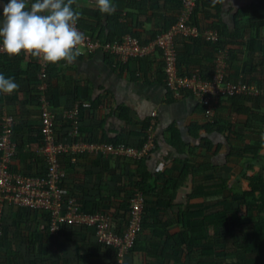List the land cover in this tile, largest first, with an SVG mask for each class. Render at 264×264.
I'll return each instance as SVG.
<instances>
[{"label": "crops", "instance_id": "0c3cea01", "mask_svg": "<svg viewBox=\"0 0 264 264\" xmlns=\"http://www.w3.org/2000/svg\"><path fill=\"white\" fill-rule=\"evenodd\" d=\"M142 1H146V6L140 4ZM7 2L0 0V17L2 5ZM32 2L28 0L29 5ZM111 2L122 4L121 21L143 43L167 29L180 12L174 0ZM72 9L89 23L99 11L96 0H75ZM127 13L130 17H126ZM195 15L191 21L202 32L212 30L210 25H224L228 34L237 35L222 38L229 43L223 51L230 49L235 53L227 69L230 80H245L264 88V0H225L215 7L200 5ZM101 18L105 25L104 13ZM199 37L203 38L201 42L194 40L197 38H178L179 71L199 72L213 65L216 53L202 34ZM77 51L79 54L73 63L62 61V66L50 64L49 67L47 92L51 102L55 100L57 131L65 135L69 125L65 112L82 103L90 107L81 109L78 141H114L136 146L143 142L145 132L154 124L156 146L139 170L147 173L146 183L153 182V190H157L147 197L151 208L147 224L137 251L119 260L106 255L90 230H72L57 238L51 237L46 232V216L10 208L4 214L0 264H236L246 258L244 248L235 246L230 257L223 255L222 247L208 254L200 235L201 232L205 236L224 234L228 226L225 223L218 226L217 221L212 223L207 215L209 211L222 212V201L234 195L231 191L237 193L231 203L233 209H239V215L245 214L239 205L242 204L240 195L253 190V184L264 178V123L253 124L260 136L250 133L246 129L247 117L237 115L238 107L225 101L216 115L220 127L227 123L233 133H218L191 97H172L164 83L159 55L142 60L143 65L137 60L123 65L110 54ZM36 72L31 55L0 58V74L19 84V89L12 94L0 93V120L4 115H11L15 123L17 154L11 169L28 176L45 170L39 153ZM260 117H264V101L260 103ZM148 123L150 127L146 130ZM78 155H64L60 160L66 171L65 191L76 193L91 205L97 204L101 195L108 196L111 202L105 203V208L113 212L124 193L114 199L111 192L124 190L125 179L136 175L138 167L133 162ZM185 171L187 174L182 179ZM157 176L161 177L159 181ZM163 190L169 191L160 193ZM159 202L166 205L165 210L155 208ZM253 221L242 222L248 225L247 234ZM176 245L177 252L173 248ZM246 260L248 264L253 263L251 257Z\"/></svg>", "mask_w": 264, "mask_h": 264}, {"label": "built area", "instance_id": "2783aa9c", "mask_svg": "<svg viewBox=\"0 0 264 264\" xmlns=\"http://www.w3.org/2000/svg\"><path fill=\"white\" fill-rule=\"evenodd\" d=\"M181 3V12L176 21L165 31L157 34L148 42L141 43L138 39L127 34L115 42L102 43L88 32L78 27L86 39L77 46L88 53L101 52L113 55L119 63L126 64L134 59H150L159 55L162 62V71L167 87L176 97L184 92L190 93L205 109V116L212 120L218 103L222 99L247 97H264V88L247 82L227 81L228 52H221L213 60L214 70L210 79L200 77L198 71L182 75L178 71V53L176 42L178 38H196L201 34L208 42L219 39L216 30L202 32L192 24L191 15L196 6V0H178ZM93 3V2H92ZM24 55H31L25 54ZM8 55L0 46V56ZM32 56V55H31ZM38 80L37 101L40 113L39 129L42 142L39 153L44 158L46 171L44 176H28L20 172H13L11 164L17 154L14 143V119L11 115L2 117L0 128V255L2 254L1 237L4 230L5 210L10 207L28 211L40 212L48 215L46 232L51 237H59L61 230L92 229L97 245L112 248L117 251L119 260H123L131 250L142 231L143 212L146 199L142 191H136L130 206V221L128 229L123 235L115 233L110 225L108 214H85L81 211L76 197H65L63 181L66 173L60 162L62 155L75 156L77 154L104 155L119 160L143 161L148 158L154 149V124L152 123L147 135L148 141L143 148L132 146H114L112 144L86 143L75 141L78 136L80 112L89 108L90 104H76L64 114L69 122L67 133L57 138L55 124L57 114L52 106L47 92L48 63L42 58H34ZM154 116V114H153Z\"/></svg>", "mask_w": 264, "mask_h": 264}, {"label": "trees", "instance_id": "16d2710c", "mask_svg": "<svg viewBox=\"0 0 264 264\" xmlns=\"http://www.w3.org/2000/svg\"><path fill=\"white\" fill-rule=\"evenodd\" d=\"M176 2L177 5H179L180 8L181 7V3L178 0H174ZM66 2V0H65ZM142 6H146V1H142L140 3ZM200 5L203 6H212L211 2L209 1H203V0H196V6L193 10L191 19H195L196 15L195 13L198 11V7H200ZM115 6L117 7V11H115L114 14L108 15L105 14V25H104V20L101 18V12L98 11L96 13V16L91 17L92 19V23L87 22V20H84L82 18V16L80 15V19L77 21V25L78 27H80L81 29L85 30L86 32H88L89 34H91V36L95 37L96 39H98L99 41H101L102 43L105 42H115L120 40L124 35H131L134 38L138 39L139 42L143 43L138 34H136L135 32H132L130 30L129 27H127V25L121 21V12L123 10L122 8V4H117L115 3ZM181 10V9H180ZM180 14V12H179ZM126 17H130L129 14L127 13ZM126 17H124L126 19ZM123 18V19H124ZM177 18V17H176ZM176 21V20H175ZM174 21V22H175ZM173 22V23H174ZM171 23V22H170ZM169 23L168 27L171 26ZM213 29L212 30H217L219 37L221 38V41H219L218 43H214V42H208L211 46V50L214 52V59L215 60L218 55L223 52V48L227 45H229L228 42L226 41H222V38L224 37H236L237 35H232V34H228L226 31V27L224 25H222L221 27H218L216 25H210ZM167 27V28H168ZM166 29L160 31L159 33L165 31ZM155 37V36H154ZM197 39H194L196 42H201V40H203L202 37H196ZM195 42V43H196ZM218 50V51H216ZM221 50V51H220ZM234 51L232 50H228V61H227V69H228V64L231 63L233 55H234ZM8 57L9 55H4V56H0L1 57ZM32 57V61L34 62V66L35 69H37V65L36 62L34 60V57ZM137 60L139 63H141L142 60H148V59H134ZM141 65H143V63H141ZM49 67L50 64L48 63V68H47V74L49 75ZM143 70V69H142ZM213 70H214V65H212L210 68L209 67H204L203 69L199 70V75L200 77H202L203 79H210L213 75ZM178 71H179V59H178ZM180 74L182 75H188L191 74L192 72H186L183 73L181 71H179ZM163 74V72H162ZM164 77V83H165V76L163 74ZM227 81H231V82H242V81H232L230 80V77L227 74ZM246 82V81H245ZM249 83V82H247ZM258 87H260L259 85H257ZM170 93V92H169ZM264 97H258V98H247V97H237V98H227V99H222L219 101L218 103V107L216 108V113L214 118L211 120L212 123L209 124L210 127L221 134H224V131H228L229 133H233L232 129L230 128V126L226 123L225 126H223V128L220 127L219 125V120L217 118V109L219 108L220 104L222 102L228 101L229 103H231L232 105L238 107L237 110V115H241L244 117H247V123H246V129L248 131H250V133L255 134L256 136H260V132L258 131V129H254L253 124H255L256 122H262L264 123V117H260V103L263 100ZM55 100H53V102H51V104L54 107V102ZM81 113V112H80ZM57 122V120H56ZM69 123V122H68ZM1 124H2V118L0 120V128H1ZM68 127V126H66ZM148 127H150V123L147 124V126L145 127V129L147 130ZM79 128H80V121H79ZM79 128H78V136H79ZM15 130V124H14V128ZM253 129V130H252ZM55 133L57 138H61L62 135L57 131V125L55 124ZM67 133V132H66ZM65 133V134H66ZM234 135V134H233ZM78 136H76L74 138L75 141L79 140ZM38 137L40 140V145L42 142V138H41V133H40V129L38 132ZM234 137V136H233ZM156 138V137H154ZM237 138V137H236ZM148 141V135L145 132L144 135V139L143 142L140 145H136V146H132V145H126V144H118L117 142L111 141V142H104V144H112L114 146H120V145H125V146H132L135 148H143ZM228 141L230 142V139H228ZM154 149L156 146V139L154 141ZM153 149V150H154ZM150 151L149 155L153 152ZM232 150V148H231ZM41 156V155H40ZM64 155H62L60 157V159L63 157ZM66 156V155H65ZM82 156H89L88 154L82 155L79 154L78 157H82ZM91 156V155H90ZM103 157H107L110 159H114V160H119V159H115L112 158L110 156H104V155H100ZM43 163L45 164L44 158L41 156ZM147 159L143 160V161H134V160H121V161H126V162H133L136 164V166L138 167V173H136V175L134 176H130L128 178L125 179L124 182V190H114L113 192H111L112 196L114 199H119L116 198L118 197L120 194L122 195V193H124V197L119 199L120 202H118L119 207H113L114 210L113 212L109 211L107 208H105V203L109 204V199L111 200L110 197H99V202L97 204L91 205L90 203L84 202L83 198L81 199V197H79V195H76V193H72V192H66L65 191V197H76L77 201L79 203V206L81 208V211L85 214H97V213H105L109 215L110 218V225L111 228H113V230L115 231V233L119 234V235H123L125 234V232L128 229V225H129V221L131 218L130 215V206H131V201L135 195L136 191H142L145 199H146V203H145V209L143 212V221H142V231L138 236V239L136 240V243L134 245V247L129 250L128 255H132L133 253H135V251H137V245L139 243V239L140 236L143 233V228L145 227V225L147 224V216L149 213V209L151 210L150 206L147 203V197L148 196H152L153 193L156 194L157 190H153V182L152 184H147L146 181L148 179V177L146 176V172L145 171H139L140 167L143 169L144 166V161H146ZM64 169V168H63ZM12 170V169H11ZM65 170V169H64ZM46 171V165H45V170L44 172H42L39 175H35V176H44V173ZM15 172V171H13ZM66 173V171H65ZM182 179L185 178L187 171L182 173ZM152 178V177H151ZM155 178L156 181H159V179L161 178L160 176H157ZM66 179L63 181V188H64V184H65ZM155 181V182H156ZM65 190V189H64ZM101 191H105V190H101ZM169 190H163V192L160 193H167ZM224 191H228V190H224ZM106 192V191H105ZM108 192V191H107ZM229 192V191H228ZM233 192L234 195H231V197H227L225 199H223L222 204L223 205V210L222 212L217 211V212H211L209 211L208 213V217L207 219L211 220L212 223L213 221H217L218 222V226L223 225L224 223L228 226V228H225L224 230V234L222 236L218 235L217 233L211 235V236H205L204 233L201 232V240H202V244L205 245L204 247V251L208 254H214L216 252V248H220L222 247L223 252H224V256L225 257H230L233 253L231 252V248L232 246L236 249L240 248H244V255L246 256V258H244L243 260L237 262L236 264H248L247 262V257L250 259V257L252 258V264H264V178H259L257 183L253 184V190H251L250 192H243L240 195V200L242 204H239L240 207H242L245 210V214L239 215V209H233L232 207V202L234 201V197L236 196L235 194H237L234 191ZM240 202V201H239ZM111 206H118L117 204H110ZM166 205L162 202L158 203V206L155 207L157 208V210L159 211H163L165 210ZM10 208H14V207H10ZM7 208L6 210L10 209ZM164 208V209H162ZM21 209V208H19ZM5 210V212H6ZM28 211V210H27ZM213 211V209H212ZM31 214H43L40 212H34V211H28ZM44 216H46V221H49V217L46 214H43ZM253 219L254 221L251 223V225H249V231L251 233L248 234L245 231L246 227L242 222L245 220H250ZM74 229H70V228H64L63 230H61L60 236L61 235H65L68 234L69 232H71ZM79 230H90L94 236V230L92 229H79ZM4 233V230H3ZM233 240L235 241V243H237V245H235V243H233ZM2 242H3V235L1 237V246H2ZM239 244V245H238ZM99 246V245H98ZM105 253L106 255H110L111 257H114L115 259L118 258L117 257V251L112 249V248H106L103 246H99ZM175 249V251H178V246L176 245L175 247H173ZM172 248V249H173ZM187 250V249H186ZM179 253V252H178ZM216 255V254H215ZM247 261V262H246Z\"/></svg>", "mask_w": 264, "mask_h": 264}, {"label": "clouds", "instance_id": "9594fccd", "mask_svg": "<svg viewBox=\"0 0 264 264\" xmlns=\"http://www.w3.org/2000/svg\"><path fill=\"white\" fill-rule=\"evenodd\" d=\"M224 2L225 0H211L213 7ZM74 3L75 0H34L29 5L28 0H8L2 5L0 46L10 57L24 52L56 66H62V61L66 64L73 63L79 54L75 51L77 46L86 39L76 28L80 13L72 9ZM96 3L101 13L111 15L116 11L111 0H96ZM165 86L174 99L188 95L205 112L204 107L190 93L184 92L176 97L166 82ZM18 89L19 84L14 79L0 74V93L12 94Z\"/></svg>", "mask_w": 264, "mask_h": 264}, {"label": "rangeland", "instance_id": "374dc122", "mask_svg": "<svg viewBox=\"0 0 264 264\" xmlns=\"http://www.w3.org/2000/svg\"><path fill=\"white\" fill-rule=\"evenodd\" d=\"M226 52H228V51H226Z\"/></svg>", "mask_w": 264, "mask_h": 264}]
</instances>
